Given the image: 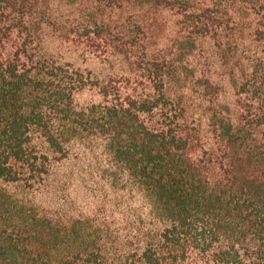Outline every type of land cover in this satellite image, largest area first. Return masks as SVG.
Returning a JSON list of instances; mask_svg holds the SVG:
<instances>
[{
  "label": "trees",
  "instance_id": "obj_1",
  "mask_svg": "<svg viewBox=\"0 0 264 264\" xmlns=\"http://www.w3.org/2000/svg\"><path fill=\"white\" fill-rule=\"evenodd\" d=\"M63 49L130 72L81 107ZM36 136L64 156L105 141L145 204L115 235L18 201L0 264H264V0H0V181L46 185Z\"/></svg>",
  "mask_w": 264,
  "mask_h": 264
},
{
  "label": "rangeland",
  "instance_id": "obj_2",
  "mask_svg": "<svg viewBox=\"0 0 264 264\" xmlns=\"http://www.w3.org/2000/svg\"><path fill=\"white\" fill-rule=\"evenodd\" d=\"M60 58L79 71L89 84L77 96L81 107L102 101L99 88L95 86L97 83L103 85L111 76L130 72V65L119 55H97L83 49H63ZM34 144L39 152L51 155L49 159L54 165V174L39 189L37 186L23 189L0 181V201L6 203L0 202V213L7 214L9 209L11 213L8 215L14 214L21 206L18 203L21 200L25 201L27 207L35 208L29 203L32 197L41 203L40 211L45 207L49 211L47 214L53 218H59V208L62 211L69 209L74 217H90L92 225L101 224L104 228H110L115 235L127 232L126 212L131 210L134 213L143 207L144 201L137 188L129 186L128 177L115 165L105 141L82 138L79 143L71 142L65 156L52 154L41 137L36 136ZM56 199L62 202L63 209L62 205L50 201Z\"/></svg>",
  "mask_w": 264,
  "mask_h": 264
}]
</instances>
